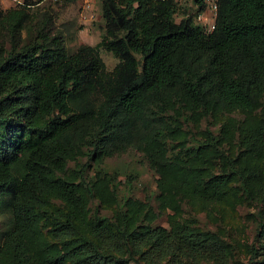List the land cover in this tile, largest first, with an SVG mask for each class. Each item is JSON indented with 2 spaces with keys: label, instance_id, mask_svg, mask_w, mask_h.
<instances>
[{
  "label": "trees",
  "instance_id": "trees-1",
  "mask_svg": "<svg viewBox=\"0 0 264 264\" xmlns=\"http://www.w3.org/2000/svg\"><path fill=\"white\" fill-rule=\"evenodd\" d=\"M100 2V40L71 48L0 0V264H231L238 205L264 264V0H216L212 30L206 0L180 20L177 0ZM128 149L158 210L102 164Z\"/></svg>",
  "mask_w": 264,
  "mask_h": 264
},
{
  "label": "rangeland",
  "instance_id": "rangeland-1",
  "mask_svg": "<svg viewBox=\"0 0 264 264\" xmlns=\"http://www.w3.org/2000/svg\"><path fill=\"white\" fill-rule=\"evenodd\" d=\"M3 8L15 6L12 0H1ZM178 12L175 15L176 20H180L184 11L192 12L195 8L193 0H177ZM32 9L48 10L54 19L55 29L61 31L65 42L71 48L82 43L96 44L100 38L103 26L102 8L100 0H37L31 5ZM206 10V11H205ZM199 14L196 20L201 22L208 29L214 22L215 11L213 8L206 7ZM101 55L106 62L107 68L112 69L118 62V58L111 52L101 49ZM236 116H240L236 114ZM85 159V158H84ZM83 159V160H84ZM105 168L117 173L122 181L119 186L120 198L128 193L137 197H150L152 203L158 210L155 195L157 193V173L149 166L146 158L136 149H128L120 154L107 157L102 163ZM130 178V179H129ZM250 208L247 205H238L237 213L232 218L233 229L231 232L240 240V248L235 253L237 260L231 264H247L249 255L243 242L250 241L254 234V224L251 222V215L248 214ZM103 212H110L107 209ZM167 214H162L157 221L167 224ZM202 264H212L204 262Z\"/></svg>",
  "mask_w": 264,
  "mask_h": 264
},
{
  "label": "built area",
  "instance_id": "built-area-1",
  "mask_svg": "<svg viewBox=\"0 0 264 264\" xmlns=\"http://www.w3.org/2000/svg\"><path fill=\"white\" fill-rule=\"evenodd\" d=\"M16 5H22V4H27V5H32V4H28L26 3V0H12ZM85 2H89L91 0H84ZM206 2L208 3V8H213L215 11V16H216V10H217V2L216 0H206ZM206 11V10H205ZM204 12V11H202ZM202 12L199 13V18H201L202 16ZM215 20V18H214ZM214 28V22L210 25V27L208 28V30H212Z\"/></svg>",
  "mask_w": 264,
  "mask_h": 264
}]
</instances>
